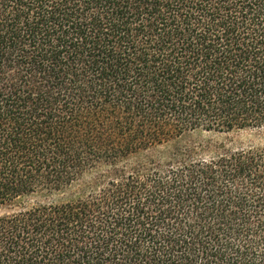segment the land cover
Wrapping results in <instances>:
<instances>
[{
	"label": "trees",
	"instance_id": "1",
	"mask_svg": "<svg viewBox=\"0 0 264 264\" xmlns=\"http://www.w3.org/2000/svg\"><path fill=\"white\" fill-rule=\"evenodd\" d=\"M264 0H0V264H264Z\"/></svg>",
	"mask_w": 264,
	"mask_h": 264
},
{
	"label": "rangeland",
	"instance_id": "2",
	"mask_svg": "<svg viewBox=\"0 0 264 264\" xmlns=\"http://www.w3.org/2000/svg\"><path fill=\"white\" fill-rule=\"evenodd\" d=\"M220 137L222 139H231L236 143H255L264 145V132L257 129L241 130L230 134H224ZM4 211L5 209H0V213Z\"/></svg>",
	"mask_w": 264,
	"mask_h": 264
}]
</instances>
